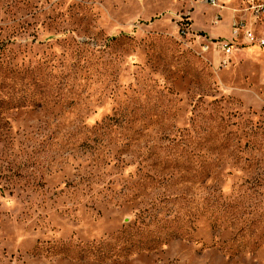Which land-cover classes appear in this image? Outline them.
Masks as SVG:
<instances>
[{"label":"rangeland","instance_id":"1","mask_svg":"<svg viewBox=\"0 0 264 264\" xmlns=\"http://www.w3.org/2000/svg\"><path fill=\"white\" fill-rule=\"evenodd\" d=\"M219 2L0 0V264H264V50L178 21Z\"/></svg>","mask_w":264,"mask_h":264},{"label":"built area","instance_id":"2","mask_svg":"<svg viewBox=\"0 0 264 264\" xmlns=\"http://www.w3.org/2000/svg\"><path fill=\"white\" fill-rule=\"evenodd\" d=\"M213 6H219L220 10H225L226 5L220 4V0H206ZM241 5L234 9L235 15L231 20V37L215 41L213 38L202 33L191 31V17L185 15L179 18L180 29L184 35H192L200 40L203 51L218 50L219 65L228 67L231 65V56L236 48L244 43L255 45L264 50V0H241ZM222 15V14H221ZM222 19L223 17L220 16ZM220 19L216 22H220ZM262 23V30H258V25ZM261 27V25H260Z\"/></svg>","mask_w":264,"mask_h":264},{"label":"crops","instance_id":"3","mask_svg":"<svg viewBox=\"0 0 264 264\" xmlns=\"http://www.w3.org/2000/svg\"><path fill=\"white\" fill-rule=\"evenodd\" d=\"M230 25H231V21H230ZM230 35H231V33H230Z\"/></svg>","mask_w":264,"mask_h":264}]
</instances>
